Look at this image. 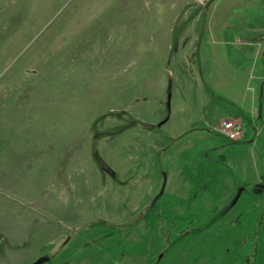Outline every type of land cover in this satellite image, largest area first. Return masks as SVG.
<instances>
[{
  "label": "rangeland",
  "instance_id": "1",
  "mask_svg": "<svg viewBox=\"0 0 264 264\" xmlns=\"http://www.w3.org/2000/svg\"><path fill=\"white\" fill-rule=\"evenodd\" d=\"M263 73L264 0H3L0 264H264Z\"/></svg>",
  "mask_w": 264,
  "mask_h": 264
},
{
  "label": "built area",
  "instance_id": "2",
  "mask_svg": "<svg viewBox=\"0 0 264 264\" xmlns=\"http://www.w3.org/2000/svg\"><path fill=\"white\" fill-rule=\"evenodd\" d=\"M220 134L230 140H237L242 132V124L234 119H223L217 127Z\"/></svg>",
  "mask_w": 264,
  "mask_h": 264
},
{
  "label": "crops",
  "instance_id": "3",
  "mask_svg": "<svg viewBox=\"0 0 264 264\" xmlns=\"http://www.w3.org/2000/svg\"><path fill=\"white\" fill-rule=\"evenodd\" d=\"M3 0H0V4H1V2H2ZM258 79H260V80H263L264 81V73L263 74H259L258 76H256ZM244 100H243V102H246V100H248L249 101V103L250 104H252V110H253V115H254V117H256V115H255V109L257 108V105H256V96L255 95H250V96H245L244 98H243ZM242 101V100H241ZM260 115V114H259ZM259 115H257V116H259ZM228 119V118H227ZM221 120H223V119H221ZM240 121V120H239ZM241 122V121H240ZM240 138V137H239ZM219 157L220 158H224V155H219ZM264 177H263V175L262 176H260V179H261V181H263L264 179H263ZM263 179V180H262Z\"/></svg>",
  "mask_w": 264,
  "mask_h": 264
},
{
  "label": "water",
  "instance_id": "4",
  "mask_svg": "<svg viewBox=\"0 0 264 264\" xmlns=\"http://www.w3.org/2000/svg\"><path fill=\"white\" fill-rule=\"evenodd\" d=\"M261 95H262V91H261ZM261 104L259 106V114H261ZM261 116V115H260ZM49 260V257L48 256H40L38 259H36L32 264H43L45 262H47Z\"/></svg>",
  "mask_w": 264,
  "mask_h": 264
}]
</instances>
